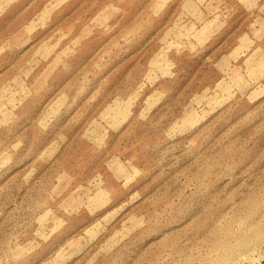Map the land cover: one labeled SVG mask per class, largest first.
I'll list each match as a JSON object with an SVG mask.
<instances>
[{
	"label": "rangeland",
	"instance_id": "obj_1",
	"mask_svg": "<svg viewBox=\"0 0 264 264\" xmlns=\"http://www.w3.org/2000/svg\"><path fill=\"white\" fill-rule=\"evenodd\" d=\"M0 264H264V0H0Z\"/></svg>",
	"mask_w": 264,
	"mask_h": 264
}]
</instances>
